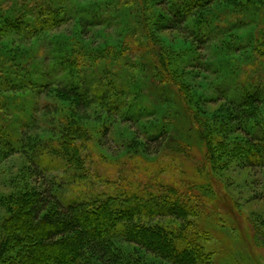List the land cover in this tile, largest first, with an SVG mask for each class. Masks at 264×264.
<instances>
[{
	"label": "rangeland",
	"instance_id": "374dc122",
	"mask_svg": "<svg viewBox=\"0 0 264 264\" xmlns=\"http://www.w3.org/2000/svg\"><path fill=\"white\" fill-rule=\"evenodd\" d=\"M0 30V264L8 254L2 252L3 228L15 204L51 179L61 186L64 203L89 194L109 197L107 178L116 181L117 170L148 184L152 165L163 166L167 185L184 186L203 167L195 119L208 126L214 166L206 164L192 188L209 207L186 219L137 220L178 229L189 219L187 231L213 264H264V246L254 237L264 236V156L245 154L250 143L264 150V0H0ZM9 48L18 50V63ZM154 48L186 87L196 114L184 108L152 58ZM80 95L83 109L76 108ZM69 117L92 138L90 153L102 159L96 166L87 160L83 188L62 186L60 162L40 175L20 141L25 135L57 142ZM176 139L193 153L171 152L169 142ZM131 154L143 170L126 161ZM115 246L142 264H171L146 258L134 244Z\"/></svg>",
	"mask_w": 264,
	"mask_h": 264
},
{
	"label": "trees",
	"instance_id": "16d2710c",
	"mask_svg": "<svg viewBox=\"0 0 264 264\" xmlns=\"http://www.w3.org/2000/svg\"><path fill=\"white\" fill-rule=\"evenodd\" d=\"M185 6L187 10L188 5ZM174 17L178 18L176 15ZM170 18L169 14L164 16V20L171 22ZM260 47L264 51V41L260 43ZM16 50L9 48L7 51L14 62H17L16 56L18 57ZM68 56L69 53L66 52L63 59ZM151 56L163 67L167 80L177 88L184 108L191 115L196 114L189 107L191 99L186 93V87L175 79L176 73L169 69L167 58L161 49L154 48ZM84 102L80 95L76 108L83 109ZM107 109L104 107L106 112L113 114V111ZM239 116L242 117L240 113ZM196 120L194 123L197 131L203 138V167L195 170L190 181L184 180L188 183L184 186L179 183L167 185L161 178V171L165 170L161 165H152L148 171V184L131 182L117 170L119 177L116 181L107 178L106 186L111 192L109 197L89 194L80 202L64 203V196L60 193L61 186L51 179V182H46L44 190L36 192L31 198L25 195L15 204V214L3 228L6 238L3 239L2 252L8 253L5 264H142L140 259L117 248L116 241L144 249L146 252L143 255L149 259L157 257L171 264H213L210 253H206L199 244L196 234L192 235L187 231V227L192 224L189 219L178 229L153 226L141 221L163 217L184 219L186 215H197L203 208L209 207V199L201 191L195 192L192 188L198 179L202 180L201 171L204 174L206 164L212 168L214 166L207 140L210 135L208 126ZM60 130L63 136L57 142H42L23 135L21 146L31 155L29 161L35 170L40 171V175L43 174L42 169L45 167L46 170L50 163L60 162L64 167L62 186L72 184L83 188L88 183L90 172L87 160H92L96 166L98 161L102 163V159L90 153V143L93 140L77 126L72 117L64 118ZM169 143L171 152L177 155L193 153V149L187 148L177 139ZM159 146L160 144L156 147ZM248 147L250 151L245 153L246 157L256 159L264 156V150L260 147L254 148L251 143ZM85 151L89 153L83 157L81 154ZM145 152L144 148L143 153ZM239 152L244 153L243 148ZM138 157L131 154L126 161L135 163L134 160ZM250 163L256 164V161L251 159ZM135 164L141 168L139 162ZM137 218L141 219L138 221ZM254 237L258 245L264 246L263 234L255 233Z\"/></svg>",
	"mask_w": 264,
	"mask_h": 264
}]
</instances>
